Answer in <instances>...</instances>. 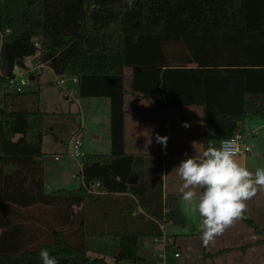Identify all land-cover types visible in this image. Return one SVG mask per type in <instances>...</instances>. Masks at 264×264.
Masks as SVG:
<instances>
[{
  "label": "trees",
  "instance_id": "1",
  "mask_svg": "<svg viewBox=\"0 0 264 264\" xmlns=\"http://www.w3.org/2000/svg\"><path fill=\"white\" fill-rule=\"evenodd\" d=\"M0 33V264H136L142 238L185 225L179 196L163 192V156L125 150L128 93L158 108L201 106L213 156L247 119L264 120V0H0ZM37 53L56 75L77 76L81 97L110 99L111 151L85 153L77 188L46 189L40 89L5 85ZM96 181L102 192L89 193ZM208 198L260 235L245 247L264 243L238 195Z\"/></svg>",
  "mask_w": 264,
  "mask_h": 264
},
{
  "label": "crops",
  "instance_id": "2",
  "mask_svg": "<svg viewBox=\"0 0 264 264\" xmlns=\"http://www.w3.org/2000/svg\"><path fill=\"white\" fill-rule=\"evenodd\" d=\"M38 54L35 56L38 57ZM30 61L28 65L25 62L22 67L17 66L15 71L23 73L22 69L31 70L33 66L31 67ZM40 73L41 71L36 76ZM128 74L125 71L126 86L131 79V73ZM72 82L78 85V82ZM66 91V99L78 101L73 96V90L67 88ZM82 103L78 102L76 112L83 122ZM168 107L158 108L146 98L132 93L126 96L125 150L136 155L163 156L164 195L179 196L187 220L183 226L172 221L165 222L162 227L164 234L160 238H142L139 244L141 256L149 260L154 252L160 251L159 255L165 257L167 252L177 247L179 250L175 249L174 259L165 257L156 264H264V243L245 247L258 240L260 235L250 230V225L241 219L237 209L227 204H215L208 198L213 193L236 194L239 206L246 208L251 218L264 226V169L256 164V158H251L254 157L250 154L251 150L242 155L205 154L203 112L183 116V120H179L177 116H167L171 109ZM68 112H71L70 108ZM48 116L49 113L45 119L48 131L43 137L44 155L41 158L47 190L51 182L45 178V171L49 168L45 162L60 161L63 155H67L69 140V133L63 139L57 131V125L47 121ZM82 122L71 130L77 129L82 134ZM244 126L248 141V135L264 129V120L247 119ZM49 133L53 140L47 142V147L45 136ZM110 133L109 130V138ZM94 136L99 138L101 135L97 133ZM60 146L62 151L58 149ZM56 155H59L58 159L55 158ZM257 155H261L264 160V151ZM56 166V172L61 171L69 181L74 180L68 171L67 162ZM54 181L57 180L53 179ZM186 225L188 229L185 230L183 227ZM226 248L232 249L223 250ZM218 250L223 251L215 258L208 257L209 252Z\"/></svg>",
  "mask_w": 264,
  "mask_h": 264
},
{
  "label": "rangeland",
  "instance_id": "3",
  "mask_svg": "<svg viewBox=\"0 0 264 264\" xmlns=\"http://www.w3.org/2000/svg\"><path fill=\"white\" fill-rule=\"evenodd\" d=\"M2 39H3V34L0 33V40ZM34 56L30 58V60L32 61L27 60L28 58L26 59L27 62L26 61L25 62L27 63V65L29 64V61L31 67L38 64V57L37 56L34 57ZM40 71L41 73L39 75H37L35 78H32L30 76L29 68L28 70L22 69L23 72L22 74L28 81L27 84L24 86V89L25 90L40 89L42 108L46 112L48 111L47 113H49L50 115L47 117V121L48 122L51 121L52 124H56L58 128L57 129L58 133L63 139H65L68 133L70 136V133L72 131L71 128L72 127L77 128L80 122H82L81 116L79 113L76 112V110L78 109V102H83L82 103V106L84 108L83 118H82L83 131L82 134L80 135L82 137V143H83L82 151L84 153H109L111 151V144L109 138V130H110L109 98L105 96L92 97V98L81 97L78 91L79 89L78 85L76 83H73L72 80L67 76H66V83L63 86H60L59 84H57V80L61 76L56 75L50 66L41 64V68L39 69V72ZM128 73L129 74L131 73L130 68L126 69V74ZM3 88H4L3 86H0V100L2 99ZM67 88L73 90V96L74 97L76 96L78 101L74 99H70V100L66 99ZM69 108L71 109V112H68ZM168 108L171 109H169L168 111L169 113H167V116L168 117L177 116L179 120H183L182 118L183 116H194L198 112H203L202 107L199 105H173V106H169ZM45 128L47 129L46 123H45ZM97 133H100L101 135L99 138L94 136ZM247 139H248L247 144L251 148L250 154L254 156L251 158L252 159L256 158V164H260V166L264 169L263 157L261 155H257L259 152L264 151L263 150L264 129L260 131L257 130V133L248 135ZM51 140H53V136L52 134L49 133L48 135L45 136V146H47V142ZM69 141H70V137L67 144L68 146H69ZM58 149L62 151L61 146ZM250 154H248L249 157ZM66 162L69 165L68 171L70 172L72 178L74 179L73 181H69L68 178L61 173V171L56 172L57 169L56 165L57 164L62 165ZM45 164L46 166L49 167L48 171H45V178L48 179L49 182H51L49 183L50 185L49 190L60 187L77 188L81 185V181L79 180V178H75L76 174L79 173L81 168V157L75 158L69 155H63L60 161L45 162ZM54 176L55 178H53ZM53 179L57 181L53 182ZM238 203H239V199H238ZM102 207H104V204L93 205L94 211L91 217L96 222L102 220V215H101ZM75 208L77 209V207ZM256 209L258 210V208ZM246 212L248 217L251 218V216L248 213L249 211L247 209ZM259 226L263 227L261 223H259ZM183 228H185V230L188 229L187 225ZM166 230H168V228H166ZM250 230L252 232H255L252 226H250ZM159 242L163 243L162 241ZM175 249L179 250L177 247H173L171 251L166 253L165 257H168L169 259H174V252L176 251ZM91 254L94 255L93 252H91ZM159 254L160 251L159 252L156 251L154 252L152 258H149V260H143L142 262L140 261L137 262L136 264H156V262L162 261L165 258L164 256H160ZM107 259L110 262L113 261L111 257H107ZM119 264H133V262L130 260L123 259L119 262Z\"/></svg>",
  "mask_w": 264,
  "mask_h": 264
},
{
  "label": "built area",
  "instance_id": "4",
  "mask_svg": "<svg viewBox=\"0 0 264 264\" xmlns=\"http://www.w3.org/2000/svg\"><path fill=\"white\" fill-rule=\"evenodd\" d=\"M1 41L2 40H0V42ZM41 64L42 63L38 62V64L34 65L29 71L39 72V69L41 68ZM68 78H70L74 82H78L77 76H72ZM27 82H28L27 79L23 76L22 73H18L15 71L14 75L9 76L7 78L5 85L11 91L20 92V91L25 90L24 86L27 84ZM65 82H66V76H61L57 80V84H59L60 86H63ZM80 135L81 133L77 129H72L70 136H69L70 141H69V146L66 151V154L69 156L75 157V158L81 157L82 159L85 153L82 151L83 143H82V137ZM250 150L251 148L247 144V140H246V133H237L234 136L222 139L219 143V148H218V152L220 155H242V154L249 153ZM55 158L58 159L59 155H56ZM81 168H82V163H81ZM75 178H79L81 183L85 184L83 180L81 179L82 177L79 173L76 174ZM87 189L91 193H101L102 192L100 189V182L98 181L90 183L87 186ZM178 254L179 253H176V255Z\"/></svg>",
  "mask_w": 264,
  "mask_h": 264
},
{
  "label": "water",
  "instance_id": "5",
  "mask_svg": "<svg viewBox=\"0 0 264 264\" xmlns=\"http://www.w3.org/2000/svg\"><path fill=\"white\" fill-rule=\"evenodd\" d=\"M135 181H136V178L135 177L131 179V182H135Z\"/></svg>",
  "mask_w": 264,
  "mask_h": 264
}]
</instances>
